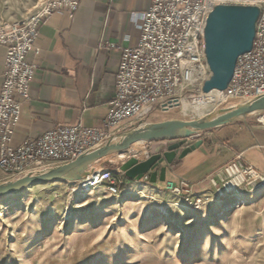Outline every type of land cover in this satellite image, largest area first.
<instances>
[{"label":"rangeland","instance_id":"1","mask_svg":"<svg viewBox=\"0 0 264 264\" xmlns=\"http://www.w3.org/2000/svg\"><path fill=\"white\" fill-rule=\"evenodd\" d=\"M32 6L0 0V23L24 19ZM196 96L186 93L168 113L155 111L144 122L196 120L193 112L182 111L183 100L197 103ZM228 107L217 104L215 110ZM263 118L264 113L245 122L264 127ZM152 147L107 157L110 163L91 165L78 181L31 186L0 198V264H264V190L241 189L235 210L215 218L232 201L225 205L228 197L219 196L212 183L214 192L199 211L190 208L188 195L133 188L119 168L141 150L148 151L145 158L153 155ZM103 170L121 182L116 194L105 185L89 186ZM8 181L3 175L0 184ZM196 196L202 195L192 188L191 198Z\"/></svg>","mask_w":264,"mask_h":264},{"label":"built area","instance_id":"2","mask_svg":"<svg viewBox=\"0 0 264 264\" xmlns=\"http://www.w3.org/2000/svg\"><path fill=\"white\" fill-rule=\"evenodd\" d=\"M79 5L80 0H43L24 19L0 23V46L6 50L0 88V172L6 178L13 180L68 164L119 130L144 122L155 111L168 113L184 94H197V99L206 95L202 87L211 73L204 53V30L209 15L218 6L255 7L258 19L252 49L237 59L232 80L219 92L221 100L217 104L228 103L230 107L264 95V0H149L146 11L133 14L139 32L134 48H120L109 42L99 46L121 52L114 95L102 125L56 126L14 146L21 108L30 100L29 89L37 70V64L27 56L40 55L38 29L54 14L72 18ZM222 171L211 183L219 186V196L225 195L230 201L241 189L264 190V177L243 164L240 156ZM95 185H105L116 194L121 182L111 171L103 170L94 177L92 187ZM192 188L185 181L162 184L163 190L175 196L188 195L190 208L199 211L207 199L191 198Z\"/></svg>","mask_w":264,"mask_h":264},{"label":"crops","instance_id":"3","mask_svg":"<svg viewBox=\"0 0 264 264\" xmlns=\"http://www.w3.org/2000/svg\"><path fill=\"white\" fill-rule=\"evenodd\" d=\"M42 1L26 0V3L32 4L34 10ZM148 6L149 0H80L72 18L54 14L39 27L40 55L27 56L37 64V70L29 89L30 100L21 108L12 141L14 146L56 126L81 123L88 128H98L102 125L114 95L121 52L119 49L107 51L99 46L101 42H109L120 48H134L139 32L133 14L146 11ZM5 53V48L0 46V88ZM198 141L201 142L198 149L177 159L184 147ZM173 143L155 142L142 146H153L151 151L157 154ZM184 147L173 161L177 166H167L165 181L174 184L185 181L199 189L204 198L214 192L211 181L218 177L219 170L237 156L264 177V127L261 125L244 121L206 131L195 140H189ZM103 163H110V160H103ZM107 167L112 170L111 164ZM2 180L1 173L0 182ZM132 183L136 189L162 188L161 183L150 184L148 179Z\"/></svg>","mask_w":264,"mask_h":264},{"label":"water","instance_id":"4","mask_svg":"<svg viewBox=\"0 0 264 264\" xmlns=\"http://www.w3.org/2000/svg\"><path fill=\"white\" fill-rule=\"evenodd\" d=\"M258 9L251 6H218L209 15L204 30L205 59L211 73L202 93L224 91L230 84L237 59L250 52L255 36ZM264 113V95L242 104L219 109L192 121L170 120L159 123L141 122L114 134L94 149L74 161L35 172L0 184V198L16 194L31 186L57 181L75 182L85 177L89 167L107 157L122 154L130 149L155 142H175L163 152L144 159L130 156L120 166L129 181L148 179L150 184L165 182L167 166L176 159L187 140L206 131L244 122ZM201 142L184 147L177 159L181 160L198 149ZM228 204L231 198H226Z\"/></svg>","mask_w":264,"mask_h":264},{"label":"bare ground","instance_id":"5","mask_svg":"<svg viewBox=\"0 0 264 264\" xmlns=\"http://www.w3.org/2000/svg\"><path fill=\"white\" fill-rule=\"evenodd\" d=\"M220 100H221V97H220L219 92L218 91H212L209 94H206V95H203L202 97H200L199 101L197 103H189L186 100H183L182 111L183 112L191 111L194 114H196L198 117H202L204 115L210 114L211 112L215 111V106L217 105V103ZM146 154L148 155V151H147V153L143 152L138 157L139 158H145ZM92 183H93V180L90 182L89 186H92ZM26 189L27 188H25L23 190H26ZM14 195L15 194H11V195H8V197H12ZM263 195H264V192L260 194V196H263ZM237 200H238V198L235 196L234 200L230 203L229 207H227L226 209H225V207L221 208L220 210H218L214 214V215H217V217H215V218H220V214H225V215L231 214L236 208L235 203Z\"/></svg>","mask_w":264,"mask_h":264},{"label":"trees","instance_id":"6","mask_svg":"<svg viewBox=\"0 0 264 264\" xmlns=\"http://www.w3.org/2000/svg\"><path fill=\"white\" fill-rule=\"evenodd\" d=\"M170 166L175 167V166H177V164L172 162V164Z\"/></svg>","mask_w":264,"mask_h":264}]
</instances>
